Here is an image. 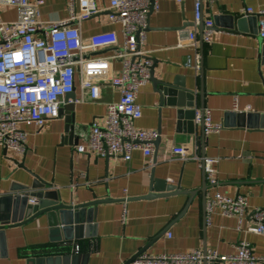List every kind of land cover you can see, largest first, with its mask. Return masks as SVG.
<instances>
[{
  "label": "crops",
  "instance_id": "obj_1",
  "mask_svg": "<svg viewBox=\"0 0 264 264\" xmlns=\"http://www.w3.org/2000/svg\"><path fill=\"white\" fill-rule=\"evenodd\" d=\"M96 3L100 12L78 24L83 37L115 32L122 46L123 27L111 22L109 0ZM194 4V0H160L159 10L149 14L143 49L153 66L151 80L138 93L143 115L136 126L160 133L155 163L140 150L133 152L130 161L78 153L77 146L86 143L92 123L103 122L107 103L120 98L117 88L102 84L100 98L90 101L79 76L71 134L66 131L64 115L48 120L43 127L21 124L26 132L25 153L0 146V229H4L0 264H31V257L74 253L76 245L81 255H88L87 264H132L134 257L144 252L160 255L214 249L234 254L241 240L252 244L264 264V234L247 230L254 225L250 217L240 226L238 219L223 216L219 210L207 221L206 212L207 199L217 193L246 196L250 209H264V128L255 126L262 120L254 118L253 126L248 127L245 119L241 126L236 116L264 115V42L258 32L259 17L245 13L247 8L264 10V0H204L203 20L213 21L209 43L202 40L205 25L195 22ZM69 15V0H44L40 6L42 21L67 19ZM16 19L15 7L0 6V20ZM181 30L196 33V46L177 47ZM113 53V48H107L93 55ZM197 56L201 58L200 69L187 64L189 58L195 63ZM121 70L122 62L115 60L113 73L118 75ZM153 77L184 83L194 93L196 114L204 105L222 129L206 134L201 122H196V114L194 118L183 114L190 108L170 104V97L160 94ZM229 113L234 116L226 119ZM174 146L191 147L203 157L217 159L216 182L207 181L199 162L163 160ZM154 178L164 179L178 192L148 197L156 193ZM38 179L51 185L44 189L57 191L68 203L101 201L93 207L90 237L85 226L81 239L59 241L57 237H64V233L55 232L47 215L27 221L14 214L13 201L2 200L29 194V203H36L31 202L36 200L31 193L39 190L34 188ZM3 216L10 222L4 227Z\"/></svg>",
  "mask_w": 264,
  "mask_h": 264
},
{
  "label": "built area",
  "instance_id": "obj_2",
  "mask_svg": "<svg viewBox=\"0 0 264 264\" xmlns=\"http://www.w3.org/2000/svg\"><path fill=\"white\" fill-rule=\"evenodd\" d=\"M203 1L194 0L196 23L203 19ZM43 3L44 0H0V6L17 9L16 20H0V146L25 153L26 132L19 126L43 127L48 120L60 117L65 96L75 91L79 76L81 88L88 93L90 101L100 98L102 84L117 88L120 98L107 103L103 122L92 123L86 143L77 146L78 153L130 161L133 152L140 150L151 164L155 163L154 142L160 133L140 129L136 121L143 115L138 93L151 80L153 66L148 51L143 49L149 14L151 10H159L160 0H109L107 9L111 22L123 27L122 46L115 32L83 37L78 24L100 12L96 0H69V17L51 21L40 19ZM245 13L259 17L258 32L264 42V10L255 12L247 8ZM204 25L203 41L209 43L213 21H204ZM196 39L194 31L181 30L177 47L196 46ZM107 48H113L114 53L93 55ZM200 59L197 56L193 63L189 58L187 64L200 69ZM115 60L122 62L118 75L113 73ZM196 122L204 123L206 134L219 132L223 127L212 121L207 109L197 112ZM175 158L199 162L207 181L216 182L213 176L217 159L203 157L186 146H174L169 155L163 156V160ZM216 210L223 216L235 217L240 226L245 217H250L254 225L247 230L264 234V209H250L246 196L217 193L206 201L207 221ZM236 249L234 254H222L214 249L160 255L144 252L136 256L132 264H261L249 241H239ZM74 250L80 253V246L76 245Z\"/></svg>",
  "mask_w": 264,
  "mask_h": 264
},
{
  "label": "water",
  "instance_id": "obj_3",
  "mask_svg": "<svg viewBox=\"0 0 264 264\" xmlns=\"http://www.w3.org/2000/svg\"><path fill=\"white\" fill-rule=\"evenodd\" d=\"M152 10L150 11V13ZM234 18V16H233ZM236 18V17H235ZM204 20L202 19L200 25L203 26ZM203 40V34H202ZM153 81L158 82L159 84V92L164 96H169L168 102L170 104H177L182 107L190 108L189 111L183 113L186 117L192 116L195 117L196 109H195V97L194 93L191 89L187 88L184 83L177 82H167V81H157L154 77ZM75 94L74 92L69 93L65 96L64 105L60 108V116L65 115L66 119V131L71 134L74 129L75 124ZM204 105H202L201 113L204 111ZM182 115V113L180 114ZM234 113H229L226 115V119L229 117H233ZM239 119L238 124L241 126L245 125V119H248V127H252V120L255 118L256 120H262L261 125L255 124V126H260L264 128V115H246L245 113H240L236 115ZM247 117V118H246ZM201 129H204V123L201 122ZM160 141V136L154 142L157 147L158 142ZM204 155V153H203ZM36 184H34V188H38V191L31 193V196L36 197V203H29V194L21 197L19 195H11L3 197L2 200L5 201H13L15 203L16 210L14 214H20L23 218H26L27 221L36 219L42 215H47L50 224L55 228V232L59 234V232L64 233V237H57L59 241L65 240V242L78 240L83 237L82 231L86 226L87 236H91V223L93 221L92 213L96 211L93 207L98 205L101 201H94L88 204H77L74 205L72 203H68L63 201L61 196L57 191L44 189L47 186H51L48 182L38 179ZM153 188L156 193H152L148 197L156 196L157 194H175V186L167 184L164 179L158 180L154 178ZM16 190V187L13 188V191ZM169 192V193H166ZM94 209V210H93ZM8 217L3 216L1 220V226H6L10 222H8ZM86 224V225H85ZM4 229H0V236L4 235ZM63 238V239H62ZM136 257H134L135 259ZM83 259V262L80 263L79 260ZM133 259V260H134ZM88 255H81L80 253L68 252L66 254H58V255H49V256H39V257H31L29 259V263L31 264H87Z\"/></svg>",
  "mask_w": 264,
  "mask_h": 264
}]
</instances>
